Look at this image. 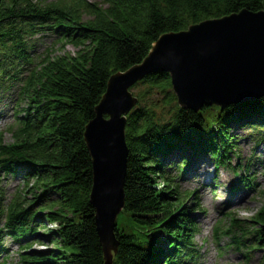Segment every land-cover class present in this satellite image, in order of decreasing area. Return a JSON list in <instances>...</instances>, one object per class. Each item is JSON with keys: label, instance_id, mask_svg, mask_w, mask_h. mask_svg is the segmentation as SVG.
I'll return each mask as SVG.
<instances>
[{"label": "trees", "instance_id": "1", "mask_svg": "<svg viewBox=\"0 0 264 264\" xmlns=\"http://www.w3.org/2000/svg\"><path fill=\"white\" fill-rule=\"evenodd\" d=\"M242 11L264 12V0H0V65L16 62L30 70L20 91L28 118L18 119L11 144L0 132V163L7 173L35 180L29 193H19L6 210L0 193V219L7 215L9 229L21 226L19 237L28 225L38 231L37 213H45L40 222L56 225L41 236L56 250L31 256L32 261L107 264L90 200L93 165L85 131L110 78L143 63L162 36ZM33 21L53 32L62 53L30 58L32 46L23 35L31 32ZM70 46L74 53L66 50ZM133 90L138 105L127 117L126 207L115 231L119 248L112 264H182L200 207L196 193H181L170 174L172 169L177 178L188 173L189 163L182 166L176 156L188 160L187 150L196 157L207 153L229 167L237 155L235 127L260 128L255 138L264 142V97L233 104L214 121L209 107L199 113L179 107L167 73H154ZM250 169L238 164L242 188L252 183ZM252 222L253 251L264 249V209ZM238 223L232 219V228ZM246 231L234 239L243 242Z\"/></svg>", "mask_w": 264, "mask_h": 264}, {"label": "water", "instance_id": "2", "mask_svg": "<svg viewBox=\"0 0 264 264\" xmlns=\"http://www.w3.org/2000/svg\"><path fill=\"white\" fill-rule=\"evenodd\" d=\"M167 73L182 109L231 105L264 97V12L242 11L162 36L143 63L112 76L85 140L93 165L91 204L107 264L118 252L116 227L126 207L127 117L138 99L132 89Z\"/></svg>", "mask_w": 264, "mask_h": 264}, {"label": "rangeland", "instance_id": "3", "mask_svg": "<svg viewBox=\"0 0 264 264\" xmlns=\"http://www.w3.org/2000/svg\"><path fill=\"white\" fill-rule=\"evenodd\" d=\"M38 1L50 3L58 0ZM32 42L35 44V49L38 44L37 52L41 57H45L51 51L59 54L62 53L59 52L61 44L57 45L54 39L49 36L41 38L37 36L35 39L33 38ZM66 50L73 53L75 52V49L71 46ZM132 93L135 94V90H133ZM16 97L17 92L14 89L9 94L5 95L0 101V131L4 133L3 139L6 144H11L12 142V129L14 127L15 114L19 111V108L17 107L18 103H15ZM24 107H26V105H24ZM214 108L215 109L211 110V113L215 112L219 115L220 110L217 109V107ZM213 117L214 114H212V119L215 121L216 119ZM214 121H212L211 126L215 123ZM251 134V130H242L240 127H235L231 132V136L238 139L237 142L240 146V153L243 161L255 154L260 158L264 157V148L259 146L257 150L255 149L254 139ZM185 155H190L191 163L193 161L197 164L191 172L189 176L190 178L179 182L180 187L182 190H197L200 198L199 202L204 209V212H197L194 215V221L198 223L197 236L194 245L201 254L199 264H263L264 249H257L251 253L249 259H246L243 256L245 255V252H237L234 251L233 248H228V245L232 240L230 236L226 235V233L231 229V222H228L226 216L230 214V216L235 219L244 221L249 225L251 219L255 218L259 212L264 209V170L256 167L253 171V173H256L257 177V186L254 188L255 190H249L240 193L239 196L231 197V191L226 184L227 178L229 179V177H232L230 172H227L224 169L218 170V173H216V171L214 172L213 164L210 165L211 159L207 153L196 157L191 150H187ZM233 163H236V159H234ZM0 175L2 176L0 189L5 193L4 203L6 205L11 202L14 195H19L20 193L21 196L25 197L26 194L29 193V190L34 186L33 184L35 180H32L30 187H24L25 181L21 176H18L17 178L9 177L5 180L4 175L2 173H0ZM210 176L211 178L219 177V183L221 184V187L216 189L217 191L215 194H212L211 189H208L211 187L209 184L203 186L204 183L206 184L208 182ZM215 185L217 184H214V186ZM54 197H57V195H54ZM29 198L31 199L32 196ZM40 215H42V217ZM40 215L37 213L36 218H38V220H43L45 213ZM121 217H123V214L120 215L118 223H121ZM127 220L124 218L123 225L126 224L128 225L127 227H129L130 221ZM44 222H47L46 230H53L51 223L47 220H44ZM253 225L254 224L249 227H252ZM39 232L40 236L41 234H46V231L42 232L41 230ZM218 232L221 233L220 236H218ZM161 238L159 239L160 242L162 241ZM39 241L40 243L35 241L30 242V244H32V250H30L32 254H45L47 252V254H52L56 250L49 239L39 237ZM4 242L6 247L9 248L8 263L22 264L19 256L20 250L12 244L11 240L6 239Z\"/></svg>", "mask_w": 264, "mask_h": 264}, {"label": "bare ground", "instance_id": "4", "mask_svg": "<svg viewBox=\"0 0 264 264\" xmlns=\"http://www.w3.org/2000/svg\"><path fill=\"white\" fill-rule=\"evenodd\" d=\"M175 94V93H174ZM176 96V95H175Z\"/></svg>", "mask_w": 264, "mask_h": 264}]
</instances>
